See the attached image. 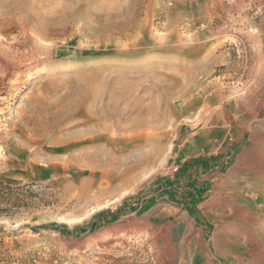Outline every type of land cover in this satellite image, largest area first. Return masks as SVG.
<instances>
[{
	"label": "rangeland",
	"instance_id": "obj_1",
	"mask_svg": "<svg viewBox=\"0 0 264 264\" xmlns=\"http://www.w3.org/2000/svg\"><path fill=\"white\" fill-rule=\"evenodd\" d=\"M6 1L0 264H264V0ZM106 79L137 101L91 135Z\"/></svg>",
	"mask_w": 264,
	"mask_h": 264
},
{
	"label": "bare ground",
	"instance_id": "obj_2",
	"mask_svg": "<svg viewBox=\"0 0 264 264\" xmlns=\"http://www.w3.org/2000/svg\"><path fill=\"white\" fill-rule=\"evenodd\" d=\"M37 2L40 5L41 0H38ZM42 3H44V2H42ZM42 3L40 6H42ZM47 3H48V1H47ZM3 6L5 9L4 12H11V14H13V12L16 9H24L30 13L36 12L34 4L32 2H30V0H8L3 4ZM43 7H45V6H43ZM48 7H49V5L47 6V8ZM61 7H63V6H61ZM20 14H21V12H20ZM8 16H10V15H8ZM23 16H24V14H23ZM90 83H91V80L88 81L89 85H87V87L90 89V91L95 92V93H93L94 94L93 95V98H94L93 103L95 104V103L99 102V105H100V109L98 111H94L90 107H88L84 111L85 117H84L83 124H89L91 126V129H92L91 135L93 133H96V131H99L98 129H100V128L103 132H109L111 129V125H110L111 122H113V123L115 122L116 125L118 126L117 127L118 129L123 128V127H119L120 120H121V118H123L124 115H126L125 110L128 111V108L131 107L130 103H132V105H133V104H135V102L137 100L133 101V102H129V101H131L132 98H130V100H129V98L126 97L127 95H124L125 93H123V92H122L123 94H120L121 96H118L116 93L117 92L116 89L118 90V88H122L125 91L128 88H130V85H128V87H127L126 84L122 83L119 79H116L113 81L106 79V80H103L102 83L100 81L102 92L104 93V96H106V98L104 97L105 100L102 101V98L99 97V91L100 90L97 89L98 87H95L92 83L91 84ZM121 103L124 104V106H125V108L123 107L124 109H122V107H120ZM90 126H89V130H90ZM85 134L82 133L81 136H84ZM71 137H73V136H71ZM56 144H59V143H55V145ZM73 144H74L73 147H75L74 150H72V152L75 151L74 155H71L68 158H69V160L75 159L77 161H82V162H96V161L98 162L99 158L102 156L103 153H106L105 156L113 158L115 152L121 149V148L119 149L118 143H93L92 142V143H73Z\"/></svg>",
	"mask_w": 264,
	"mask_h": 264
},
{
	"label": "trees",
	"instance_id": "obj_3",
	"mask_svg": "<svg viewBox=\"0 0 264 264\" xmlns=\"http://www.w3.org/2000/svg\"><path fill=\"white\" fill-rule=\"evenodd\" d=\"M194 163H199V162L198 161H194ZM109 216H110V219L112 220V219H114L116 217V214H111ZM62 233L63 234H69L70 232L67 231V230H62Z\"/></svg>",
	"mask_w": 264,
	"mask_h": 264
}]
</instances>
